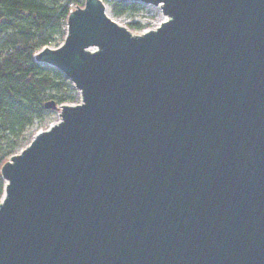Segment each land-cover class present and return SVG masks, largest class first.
<instances>
[{
	"label": "water",
	"instance_id": "95a60500",
	"mask_svg": "<svg viewBox=\"0 0 264 264\" xmlns=\"http://www.w3.org/2000/svg\"><path fill=\"white\" fill-rule=\"evenodd\" d=\"M109 1L34 52L80 100L0 165V264H264V0Z\"/></svg>",
	"mask_w": 264,
	"mask_h": 264
},
{
	"label": "trees",
	"instance_id": "16d2710c",
	"mask_svg": "<svg viewBox=\"0 0 264 264\" xmlns=\"http://www.w3.org/2000/svg\"><path fill=\"white\" fill-rule=\"evenodd\" d=\"M82 3L0 0V165L16 152L25 128L44 116L46 100L60 104L74 99L67 77L55 67L35 61L34 52L58 43L71 7ZM108 4L111 15L117 17L134 9L136 3L112 0Z\"/></svg>",
	"mask_w": 264,
	"mask_h": 264
},
{
	"label": "rangeland",
	"instance_id": "374dc122",
	"mask_svg": "<svg viewBox=\"0 0 264 264\" xmlns=\"http://www.w3.org/2000/svg\"><path fill=\"white\" fill-rule=\"evenodd\" d=\"M134 2V1H129ZM135 8L131 11L114 17L122 24L126 25L132 32L139 33L147 28H151L157 25L158 22H160L162 19L165 18V15H163L161 8L158 5H153L150 3L145 2H139L135 1ZM109 12H110V5L108 4ZM71 8H74L71 7ZM111 14V12H110ZM131 22H138L141 26H131L129 23ZM66 32V25L63 27L62 31L58 34L57 42L63 40L64 34ZM51 47H54V45H48ZM70 82V81H69ZM70 93L73 95L74 99L69 101L68 103H74L78 102L80 100V93L79 91L73 86V84L70 82ZM58 119V109L48 108L46 109L44 116L39 120H34L29 126L25 128V130L20 135V141L18 144V148L16 151H18L20 148L24 147L32 138L33 134L40 130L46 128L50 123L56 121ZM0 182L2 183V190L0 193V197L3 193V183L4 180L0 177Z\"/></svg>",
	"mask_w": 264,
	"mask_h": 264
},
{
	"label": "built area",
	"instance_id": "2783aa9c",
	"mask_svg": "<svg viewBox=\"0 0 264 264\" xmlns=\"http://www.w3.org/2000/svg\"><path fill=\"white\" fill-rule=\"evenodd\" d=\"M75 7V6H74ZM73 8H71L70 10H72ZM65 35V34H64ZM64 38V37H63ZM61 43V41L59 42V43H57V44H50V45H54V47L55 46H57L58 44H60Z\"/></svg>",
	"mask_w": 264,
	"mask_h": 264
}]
</instances>
